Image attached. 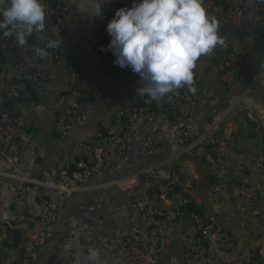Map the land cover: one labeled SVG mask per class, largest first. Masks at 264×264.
<instances>
[{
    "label": "built area",
    "instance_id": "obj_1",
    "mask_svg": "<svg viewBox=\"0 0 264 264\" xmlns=\"http://www.w3.org/2000/svg\"><path fill=\"white\" fill-rule=\"evenodd\" d=\"M74 2L75 0H43L46 28L38 36L44 40L60 39L71 20L77 16ZM131 5L132 1H129L125 7ZM203 6L208 13L219 15L230 29L243 33L247 40L264 37V0H204ZM223 41L210 54V59L220 82L226 87H232L236 83L235 67L247 52L227 40ZM25 45L34 63L44 60L34 51L36 47H45L41 39L37 37L34 43L27 39ZM81 45L85 50L66 62L68 82L56 100L59 110L53 125L61 139L74 133L84 119L88 106L99 92L100 74L111 63L108 51H101L102 47L107 49L108 43L100 23L95 22L89 27L82 36ZM17 46L14 36L6 38L0 32V96L11 106L7 111L0 112V159L9 167L7 175L17 181L11 188L9 197L14 213L8 221L0 217V239L13 241L14 227L22 223L29 224L28 229L15 241L19 254L15 264H36L41 257L42 247L53 237V225L63 205L75 192L86 188L85 184L95 174L106 173L111 176L118 172L126 159L130 135L154 125L158 115L152 100L137 93V89L143 87L142 83L137 84L130 92L129 111L124 113L120 109L115 112L116 121L122 124L119 133L107 131L105 123H101L92 134L101 146L95 148L90 143H80L86 158L78 160L74 168L61 157L56 160L55 167L41 179H28L20 170L24 155L38 148L31 132L33 123L29 113L38 108L39 100L32 97L26 82L32 83L42 96L47 95L53 85L45 70L39 67L30 70L15 55ZM48 52V61L59 59L60 48L48 49ZM7 60L11 67L10 73L6 72ZM203 66L198 59L193 70L194 83L191 88L194 90L186 85L166 94L164 111L174 123L172 139L184 143V151L209 145L213 160L220 162L235 140L233 136L222 137L219 133L228 112L209 113L198 131L190 124V120L198 113L196 93L200 88ZM121 69L125 72L131 70L127 67ZM259 78L264 80V69ZM5 79L8 80L6 84ZM253 132L264 146V118L255 121ZM162 141L160 133L149 132L141 153L156 150ZM256 165L264 194V153L256 160ZM130 176L143 181L150 200L145 203L135 198L133 213L119 209L129 226L128 231L122 234L103 233L93 221H84L83 227L90 232L84 239V247L87 254L91 248H102L121 264H157L161 253L171 244L169 232L172 223L184 216L180 209L170 207L166 199L176 188L188 183V178L178 168H172L165 174L153 166L136 171ZM34 185L41 187L45 194L38 212L27 201V194ZM235 193L244 211L260 213V205L254 198L252 188L240 185ZM87 209L93 210L94 206L89 205ZM189 220L191 225L182 231L180 237L185 264H228L218 252L231 249L235 242L234 236L228 234L213 215L190 211ZM74 239V230H69L62 237L61 244L63 246ZM70 262L71 257L67 255L60 261L61 264ZM237 264L261 263L252 254L241 252Z\"/></svg>",
    "mask_w": 264,
    "mask_h": 264
},
{
    "label": "crops",
    "instance_id": "obj_2",
    "mask_svg": "<svg viewBox=\"0 0 264 264\" xmlns=\"http://www.w3.org/2000/svg\"><path fill=\"white\" fill-rule=\"evenodd\" d=\"M129 1L132 0H110L103 8L102 17L90 18L81 13L79 0H75L77 16L58 39L61 40L60 55L54 62L44 59L34 63L29 57L27 46H17L15 55L30 70L35 67L45 70L53 85V89L42 96L29 82L30 89L39 100L38 108L29 113L33 123L31 132L38 148L24 155L20 173L26 178L41 179L55 167L56 160L61 157L74 168L78 160L86 158L80 143L87 142L95 148L101 146L92 136L101 123H105V129L109 132L121 131L122 124L116 121L115 112L120 109L124 113L129 111L130 92L135 85L143 82L138 74L131 70L125 72L118 65H114L115 57L111 51L107 52L111 63L100 74L99 92L88 106L85 117L75 132L61 139L53 124L59 110L56 106L57 97L68 82L66 62L73 55L85 50L81 45L83 34L93 23L98 22L103 26L109 44L111 37L106 30L107 23L113 18L115 11L121 8L120 5ZM208 14L218 21L221 39L245 49L247 53L235 67L236 83L232 87H226L220 82L218 72L211 64L210 55L199 58L204 66L201 70L200 88L196 93L198 113L190 120V124L198 131L201 122L209 113L228 112L219 133L222 137L233 136V145L227 149L220 162L213 160L209 145L184 151V143L172 139L174 123L164 111L166 95L159 100H152L157 110V122L130 135L126 159L118 172L111 176L106 173L95 174L85 184L86 188L75 192L63 205L53 225V237L42 247L41 257L36 264H61V258L65 255L71 257L68 264H87L88 254L84 239L90 232L83 227L84 221H93L106 234L127 232L128 223L119 213V209L133 213L135 198L145 203L150 200L143 181L130 175L151 166L165 174L172 168L185 170L187 174L184 175L188 178V183L178 187L166 199L170 207L180 209L184 216L172 223L169 232L171 244L161 253L157 264H185L180 237L182 231L191 225V209L186 206L189 203H193L200 213L215 216L225 231L234 236V246L227 251L218 252L228 264H237L241 252L252 254L264 264V194L256 165V160L264 153V146L253 132L254 122L264 118V80L259 78L264 69V37L247 40L240 31L230 29L219 15ZM6 63V72L10 73L8 60ZM7 82L5 79L4 83ZM8 109L10 104L4 102L3 96H0V112ZM149 132L160 133L163 141L156 150L143 154V142ZM8 172V165L0 159V217L5 221L14 213L9 197L11 188L17 184V181L7 175ZM240 185L252 188L254 198L260 205L259 214L242 209L235 193ZM44 199L45 194L41 187L31 186L27 201L35 212L40 210ZM89 205H93L94 209H87ZM28 227L27 223L15 226L14 239L11 242L0 239V264H15L19 256L15 241ZM69 230H74L75 239L62 246V237ZM98 249L103 264H121L112 259L108 251Z\"/></svg>",
    "mask_w": 264,
    "mask_h": 264
},
{
    "label": "clouds",
    "instance_id": "obj_3",
    "mask_svg": "<svg viewBox=\"0 0 264 264\" xmlns=\"http://www.w3.org/2000/svg\"><path fill=\"white\" fill-rule=\"evenodd\" d=\"M110 0H79L81 13L90 18L103 15ZM204 0H132L131 7L115 11L107 23L111 37L107 49L115 57L114 65L130 68L138 74L143 87L137 93L152 100L194 83V69L201 56L210 55L224 41L220 25L208 14ZM43 0H0V32L14 36L19 46L27 37L46 28ZM45 47L35 54L46 59L48 49L61 47V40L38 36ZM6 218V216H5ZM100 250L89 249L87 264H103Z\"/></svg>",
    "mask_w": 264,
    "mask_h": 264
},
{
    "label": "trees",
    "instance_id": "obj_4",
    "mask_svg": "<svg viewBox=\"0 0 264 264\" xmlns=\"http://www.w3.org/2000/svg\"><path fill=\"white\" fill-rule=\"evenodd\" d=\"M125 5H126V3H125ZM125 5H120V7H125ZM37 37H38V34H34V35H32V36H29V37H27V39H28V41L29 42H32V43H34L35 41H36V39H37ZM26 85H27V88L30 90V92H31V95H32V97L35 99L36 97H37V95L35 94V93H33L32 92V90L30 89V83L29 82H26ZM37 99V98H36ZM152 100V99H151ZM153 102V101H152ZM11 107V106H10ZM255 123V122H254ZM254 126V125H253ZM177 189V188H176ZM187 207H188V209H191L190 211H196V212H198V213H200V210L199 209H197V208H195V206L193 205V203H189V204H187L186 205ZM195 209V210H194Z\"/></svg>",
    "mask_w": 264,
    "mask_h": 264
},
{
    "label": "water",
    "instance_id": "obj_5",
    "mask_svg": "<svg viewBox=\"0 0 264 264\" xmlns=\"http://www.w3.org/2000/svg\"><path fill=\"white\" fill-rule=\"evenodd\" d=\"M184 174H187V172L185 170L182 171Z\"/></svg>",
    "mask_w": 264,
    "mask_h": 264
}]
</instances>
